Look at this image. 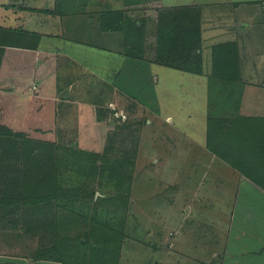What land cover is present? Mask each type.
Returning a JSON list of instances; mask_svg holds the SVG:
<instances>
[{"label": "rangeland", "instance_id": "rangeland-1", "mask_svg": "<svg viewBox=\"0 0 264 264\" xmlns=\"http://www.w3.org/2000/svg\"><path fill=\"white\" fill-rule=\"evenodd\" d=\"M195 13L183 7L163 11L161 17L173 34L153 48L155 63L193 72L201 68L202 72L207 58L199 40L193 39L201 29ZM257 19L262 16L253 11L246 21L254 26ZM237 27L243 30L240 24ZM249 33L253 55H239L238 60L251 66L253 59L258 62L264 55V33L259 27ZM178 34L183 37L175 42ZM0 49L4 50L0 52V255L21 259L23 264H222L227 236L216 235L208 227L216 219L214 209H208L211 202L198 193H205L213 183V194L232 191L235 195L236 180L228 176L214 180L211 175L212 182L203 181V171L194 165L182 166L185 151L176 153L170 170H165L166 162L157 156L169 149L162 139L146 137L153 133L149 114L136 103V108H129L134 104L129 98L120 110L110 103L102 84L93 83L92 89L75 81L78 90L72 78L63 76L55 89L36 84L34 76L9 89L4 68L10 53L3 61L5 49ZM160 70L162 104H170L167 109L176 111V120L187 133L203 137L199 126L204 110L217 114L218 99H229L219 87L209 89L212 75L206 81L177 68ZM114 111L123 115L117 117ZM216 145L241 148L245 143L223 139ZM257 156L262 170L252 172L258 177L255 183L264 189V161ZM251 205L264 213L257 204ZM261 216L249 219L257 227L236 226L231 233L235 242L231 247L240 264L264 262L261 242L251 244L257 245L252 253L236 245L246 244L248 235L264 237Z\"/></svg>", "mask_w": 264, "mask_h": 264}, {"label": "crops", "instance_id": "crops-1", "mask_svg": "<svg viewBox=\"0 0 264 264\" xmlns=\"http://www.w3.org/2000/svg\"><path fill=\"white\" fill-rule=\"evenodd\" d=\"M262 2L264 0H0V32L4 34L0 36V48L5 49L3 61L8 59L10 53V62L6 65V61L4 68L5 78L10 79L7 86L14 89L19 82L25 79L29 82L36 76V84L46 83L56 89L65 76L73 79L70 82L78 90L80 86H75V81L84 84L82 86L86 88H92L93 83L102 84V89L109 93L107 98L111 100L110 103L118 108H124L127 98L134 103L129 108H136L135 103L142 106L149 114L150 130L153 131L146 137L162 139L161 144L169 149L165 155L157 156L158 161L166 162L165 170H170L176 153L185 151L182 166H196V170L203 171V181H211L212 175L214 180L228 176L239 183L235 195L232 191L213 194V183L208 185L211 187L205 193L198 194L203 200L211 202L208 209H214L216 219L210 221L208 227H212L216 235L227 236L222 264H240L234 257L235 249L231 247L234 242L231 239L232 231L236 226L241 229L246 226L257 227L255 223H249L253 216L261 214L264 219L262 211H255L251 207L253 203L264 209V189L249 177L253 175L245 172L262 170L258 154L261 161H264V55H261L258 62L252 57L251 66L249 63L244 65L237 58V66L228 69L234 74L228 80L216 78L213 75V62L211 69L209 62L213 61V47L221 43H237L238 56L253 55L248 43L249 31L259 27L260 32L264 33ZM258 3L260 6H254ZM180 7L195 10V14L200 16L199 22L197 20L195 23L201 29L193 39L199 40L203 56L207 58L202 65V72L201 68L193 72L184 67L158 65L151 57L154 55L153 48L156 50V46L165 38H172L173 32L167 27L169 24L161 17L163 11ZM225 8L233 10L232 13H225ZM240 11L243 13L238 17L236 13ZM253 11L262 16L254 26L246 21ZM184 15L179 17L180 20ZM239 24L243 27L241 31H238ZM182 37L183 34H178L175 42ZM3 51L0 49V52ZM172 68L182 73L195 74L197 79L201 76L206 81L212 75L209 89L220 88L229 99L221 101L216 97L220 106L217 114L209 115L204 110L199 126V134L203 135L201 138L196 133H187L178 124L176 111L167 109L170 104H162L158 91L161 85L158 72L159 69L164 73L166 69ZM70 82L65 81L68 84ZM66 97L63 94L65 100ZM209 102L213 105L212 99ZM243 102L249 104L243 106ZM257 138L260 142L255 141ZM223 139L240 140L245 145L241 148L217 146L216 143ZM182 183L186 188L187 182ZM241 186L245 189L243 193ZM252 235H248L246 244L237 242L236 245L249 253L257 249L256 244V247L251 246L256 241L261 242L260 247L264 248V237ZM55 263L35 261L28 264ZM0 264H23V261L0 255ZM245 264L256 262L246 260Z\"/></svg>", "mask_w": 264, "mask_h": 264}, {"label": "trees", "instance_id": "trees-1", "mask_svg": "<svg viewBox=\"0 0 264 264\" xmlns=\"http://www.w3.org/2000/svg\"><path fill=\"white\" fill-rule=\"evenodd\" d=\"M171 34V33H170ZM0 36H4L3 32H0ZM0 44H2L0 42ZM238 58V45L235 42L231 43H221L213 47V75L219 76L224 80H228L234 76V74L229 71L231 67L237 66ZM115 112V111H114ZM132 132V131H131ZM140 133V132H139ZM248 175H253V173L245 171ZM249 176L257 181L258 178ZM258 182V181H257Z\"/></svg>", "mask_w": 264, "mask_h": 264}, {"label": "built area", "instance_id": "built-area-1", "mask_svg": "<svg viewBox=\"0 0 264 264\" xmlns=\"http://www.w3.org/2000/svg\"><path fill=\"white\" fill-rule=\"evenodd\" d=\"M115 115L117 116V117H119L120 115H123L122 113L120 114V112H115Z\"/></svg>", "mask_w": 264, "mask_h": 264}]
</instances>
